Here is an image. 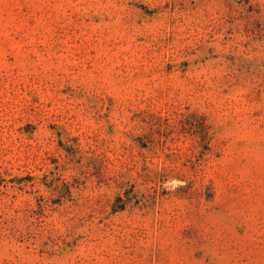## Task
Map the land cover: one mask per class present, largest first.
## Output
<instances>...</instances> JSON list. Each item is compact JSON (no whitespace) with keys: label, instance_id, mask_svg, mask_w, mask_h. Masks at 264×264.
<instances>
[{"label":"rangeland","instance_id":"obj_1","mask_svg":"<svg viewBox=\"0 0 264 264\" xmlns=\"http://www.w3.org/2000/svg\"><path fill=\"white\" fill-rule=\"evenodd\" d=\"M0 264H264V0H0Z\"/></svg>","mask_w":264,"mask_h":264}]
</instances>
